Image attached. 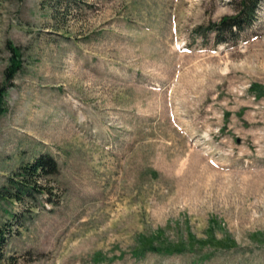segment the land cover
Here are the masks:
<instances>
[{"label":"rangeland","instance_id":"rangeland-1","mask_svg":"<svg viewBox=\"0 0 264 264\" xmlns=\"http://www.w3.org/2000/svg\"><path fill=\"white\" fill-rule=\"evenodd\" d=\"M233 1L0 0V264H264V1L236 40L195 30ZM157 232L238 245L137 255Z\"/></svg>","mask_w":264,"mask_h":264},{"label":"trees","instance_id":"trees-1","mask_svg":"<svg viewBox=\"0 0 264 264\" xmlns=\"http://www.w3.org/2000/svg\"><path fill=\"white\" fill-rule=\"evenodd\" d=\"M264 0H234V12L231 14L223 15L217 21H210L207 24H200L196 27V35H200L203 39H206L210 34L214 35L215 44L228 43L230 40H236L241 32L246 30L248 27L253 26L258 18V13L261 8V4ZM19 69V64L15 61L11 62L5 69V74L9 78H13L16 71ZM3 92L0 91V115L4 110V98ZM58 171V163L54 158L48 154H42L36 157L32 162L22 167V176L26 180V185L30 186L33 181V189H38V180L41 177H46L50 173H56ZM28 177V180H27ZM14 199L22 200L23 196L20 192H14L11 195ZM212 221V220H211ZM213 222V221H212ZM210 238L208 239H197L193 233H189L190 243H199L205 245L206 242L210 241L216 243L221 248H234L237 247L238 243L232 237L217 238L213 232H210ZM254 239L259 244H264V233L257 232L253 234ZM0 236V240H1ZM160 240L159 233H152L150 236H142L139 240L135 253L138 255L145 249L164 250L168 252L183 251L184 247L188 245V242H170L160 241V247L154 245V240Z\"/></svg>","mask_w":264,"mask_h":264}]
</instances>
